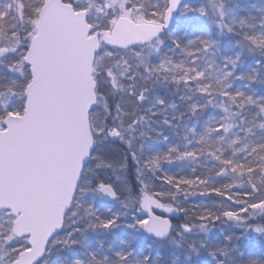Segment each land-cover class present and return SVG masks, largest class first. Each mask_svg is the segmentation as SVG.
<instances>
[{
  "label": "snow or ice",
  "instance_id": "1",
  "mask_svg": "<svg viewBox=\"0 0 264 264\" xmlns=\"http://www.w3.org/2000/svg\"><path fill=\"white\" fill-rule=\"evenodd\" d=\"M18 2L24 6L22 0H9L0 7V31L8 29L4 38L7 43L0 40V97L3 98L0 100V128L16 127L15 121L5 120L10 116H18L28 124L40 108L43 77L40 44L47 34L50 17L62 15L69 22L77 23L82 38L91 48L97 52L108 49L111 62L99 69L97 79L89 86L84 107L90 114H96V120L89 121L82 148L71 162L61 193L49 206L46 222H34L31 207L24 201L9 206L0 204V264H153L150 252L137 253L126 239L120 240L122 247L108 245L105 248L103 238L96 239V247L91 246L88 238L99 233L114 234L123 226L133 232L165 239L172 232L173 213L188 212L166 201L174 199L185 186V194H188L187 188L202 186L201 195L222 198L228 205L219 212L193 209V223L182 225L184 233L191 232L196 223L207 231V223L238 221L242 230L225 237L228 251L220 249V254L228 257L229 264H264V256L250 257L239 243L250 235L264 240V183L258 182L264 177V139L247 140L249 135H255L253 122L264 119V102H260L264 101V96L254 99L242 90L232 92L228 90L231 85L225 83L232 78L264 82V8L258 10L260 15H254L247 10V14H241L228 8L231 0H163L162 3L160 0L156 3L152 0H95L94 6L91 0L87 5L81 4V0H41L28 17L32 27L17 30L15 23L9 24L8 20L12 18L13 5ZM178 14L206 20L210 26L208 32L169 34L173 18ZM224 37H231L232 48L238 47L239 51L221 56L223 71L212 81L207 79V68L216 63L214 57ZM100 41L104 42V48L98 47ZM118 50L134 53V62L115 56ZM245 51L258 53V58L249 72L237 73ZM176 55L182 57L179 62L174 60ZM205 58L211 63L199 67V62ZM161 78L177 86L194 87L202 97L210 98L219 93L237 104L239 110L229 112L225 108L228 114L206 126L201 134L190 129L196 136L194 147H189L193 143L189 141L150 149L148 141L167 142L169 137L152 128L148 121L164 113L167 107H175L157 97L159 108L156 111L148 109L149 114L141 111L140 106L152 91L151 85ZM88 79L91 81V77ZM101 79L103 85L113 90V95L125 89L122 81H126L131 107L124 108L118 101L112 105L104 101L103 106L95 103L97 95H103ZM206 106L194 103L190 110L195 115ZM250 106H255L257 111L247 122L249 126L243 138L247 140L243 145L247 151L238 157L241 149H233L231 155L226 156L219 145L236 126L237 116L240 124H245L241 112ZM163 122L173 126L168 119ZM259 127L264 128V123ZM241 139L237 136L230 144ZM205 152L219 166L214 173L216 176L231 171L244 178L241 184L217 185L210 182L207 175L182 177L164 172V164L195 159ZM132 166L136 175L134 181H129L128 171ZM157 173H162L158 178L169 186L167 191L156 188ZM98 199L119 203L131 212L113 211L111 207L101 211ZM234 239L237 243H233ZM202 246L206 247L203 242Z\"/></svg>",
  "mask_w": 264,
  "mask_h": 264
},
{
  "label": "trees",
  "instance_id": "2",
  "mask_svg": "<svg viewBox=\"0 0 264 264\" xmlns=\"http://www.w3.org/2000/svg\"><path fill=\"white\" fill-rule=\"evenodd\" d=\"M156 2L157 0H152V3ZM24 5L25 11L22 22L17 21L18 18L15 13H13L12 18L8 20L9 24L15 23L17 30H27L32 27L28 17L33 15V7L29 1L27 3V0H25ZM227 7L236 9L241 14H247V11H250L254 15H260L258 10L264 8V0H231ZM209 27L210 26L206 20L194 15H189L184 16L182 19L176 18L168 30V33L171 35L206 34ZM6 32L5 29H3V31H0V34H6ZM222 39L223 43L221 48L214 57L216 63L207 68L206 72L207 79L212 81H214L223 71V61L221 60V56L226 54L234 55L236 51H239L238 47L235 49L232 48L231 37H224ZM257 58L258 53H249L245 51L241 56L240 64L236 70L237 73L249 72L254 66V60ZM181 59L182 57L179 55L174 56V60L177 62ZM206 63L211 62L205 58L199 62V67L204 68ZM97 72L98 71L95 70L96 79ZM225 83L231 85L228 89L229 91L235 92L236 90H242L247 95L253 96L254 99L264 96V82H261L259 79L255 83H250L247 79L232 78L229 81H225ZM101 85L103 95H97L101 106H103L104 101H107L109 105L115 104L117 101L120 102L123 97L120 90H117L116 94L113 95V90L109 86L103 85L102 79ZM151 89L152 91L149 96L156 92L170 103V105H175V107H170V118L173 117L174 120V123L171 121L173 126H168L166 129L163 128L160 130L164 135L169 137L168 141L158 143L156 140H150L147 142L150 149L166 148L167 145L176 143L183 145L187 144L189 141L193 142L189 147H194L196 136L193 135L190 129L194 128L197 134H201L205 131L206 126L211 125L214 121L219 120L221 117H225L228 114L224 111L225 108H228L229 112L239 110L237 104H232L228 97H224L219 93L214 94L210 98L202 97L196 93L194 87H185L183 84L177 86L176 84L162 78L159 82L152 84ZM182 97L190 99H181ZM209 99H211V103H208ZM194 103L207 106L202 110H198L197 113L193 115L190 110V105ZM220 105H223V107H220ZM256 111L257 108L255 106L246 107L242 110L241 115L245 119L244 125L240 124V117H236V126L229 131L226 141L219 145V147L224 150L226 156H230L233 149H241V151L237 153V156L242 157L245 151H247V149H244L243 147L247 140L255 141L257 139H264V128L259 127L261 123H264V119H257L254 121L252 131L255 135H249L247 140L243 139L246 135L247 127L249 126L247 122L252 120ZM145 112L146 111H144V113ZM93 114L95 113H91V121ZM115 114L117 115L114 111L112 115ZM154 119L161 121V118L158 115L153 116L150 120L153 121ZM237 136L242 139L234 145L230 144V141ZM218 167L217 162L209 157L206 152L198 155L195 159H180L171 164H164L163 166L164 172L182 177L207 175L209 181L215 182L217 185L223 183L239 185L244 179L231 171H226L222 176H216L214 173L217 171ZM193 169H195V173L193 172ZM135 175V166H132L128 171V180L134 181ZM160 175H162V173H157L154 178L155 186L157 189L167 191L169 186L162 183L158 178ZM258 182L264 183V177H261ZM185 187H182V190L179 194L175 195L174 199L166 201L174 204L177 208L188 209L186 214L174 213L172 216V232L166 239H156L145 232H133L122 226L116 229L114 234L105 236V234L99 233L95 236H89L88 242L92 247H96L95 241L99 237L105 240V248H107L108 245L122 247V245H120V240L126 239L130 242L132 247H135L137 253L143 254L150 252L153 257V264H229L228 257L222 256L220 254V249L228 251L225 237L229 234L240 232L242 230L241 223L230 220H221L215 224L207 223L205 225L207 231L200 228L199 223H196L191 232L184 233L182 225L185 223H193L191 218L193 209H196L197 212L202 209H210L219 212L228 205V202L222 198L201 195L200 193L204 191L202 186L200 188H187L186 191L188 194H185ZM233 194L235 195V193ZM98 204L101 211H105L107 207H111L113 211H121L119 203L100 201ZM202 242L206 247L202 246ZM233 243H237V241L234 239ZM239 243L241 248L245 249L250 257L256 258L264 256V240H260L259 238L250 235ZM188 257H190V259H188Z\"/></svg>",
  "mask_w": 264,
  "mask_h": 264
},
{
  "label": "water",
  "instance_id": "3",
  "mask_svg": "<svg viewBox=\"0 0 264 264\" xmlns=\"http://www.w3.org/2000/svg\"><path fill=\"white\" fill-rule=\"evenodd\" d=\"M102 46L104 42H98ZM40 52L39 110L28 124L10 116L5 120L15 121L16 127L0 128V204L24 201L31 207L34 222L44 224L91 121L84 105L96 80L99 52L82 38L80 26L62 15L50 17Z\"/></svg>",
  "mask_w": 264,
  "mask_h": 264
},
{
  "label": "rangeland",
  "instance_id": "4",
  "mask_svg": "<svg viewBox=\"0 0 264 264\" xmlns=\"http://www.w3.org/2000/svg\"><path fill=\"white\" fill-rule=\"evenodd\" d=\"M29 3L32 5V7L34 5H38L41 3V0H27V3ZM9 0H0V7H3L6 3H8ZM24 2L25 0H22V3L24 5ZM90 2V0H81V4L83 5H87L88 3ZM91 2L93 3V6L95 5V0H91ZM160 2L162 3L163 0H160ZM117 8H118V5H117ZM24 11H25V5L23 7H21V3H15L13 5V10H12V14L15 13V15L17 16L18 18V22H22V18H23V15H24ZM184 16H180L179 14L176 15L174 18H173V21H172V24L174 22V20L177 18V19H182ZM12 22V21H10ZM5 32L6 34H0V40L4 41L5 43H7V40H5L4 38L7 36L8 34V29L5 27ZM155 42V41H154ZM102 48H104V46H102ZM145 52H148V49L146 48L145 49ZM115 56H120L122 57L123 59L125 60H128L129 63H133V56H134V53H132L131 51H123V50H118L115 52ZM111 61L109 60V57H108V49L107 48H104V51L103 52H99L97 57H96V64H95V70L96 71H99V69L103 66H106L107 64H109ZM122 83L125 84V89L124 90H120V92L122 93V98L120 100V104L124 107V108H130L131 107V102L129 100V96H128V93H127V82L126 81H122ZM157 97H160V98H163L161 95H159L158 93L154 92L152 93L148 99H146V101H144L143 105H141V109H142V112L146 111L145 113H147V110L148 109H151L152 111H156L157 108H159V105L156 104V98ZM98 98V96H97ZM3 98L0 97V100H2ZM164 99V98H163ZM165 100V99H164ZM99 100L97 102V104H99ZM166 105H170V103H168L166 100ZM0 108H2V105H0ZM100 115H103V112L101 111ZM116 115V114H115ZM114 115V116H115ZM158 116L161 118V121L159 120H156L154 119L153 121L152 120H149L148 121V124L151 125L152 128H155V129H166L168 126L164 124V120L165 119H168L169 121H172L174 123V120H173V117L170 118V107H167L166 111L162 114H158ZM96 120V114H93V117H92V122H95ZM145 129H147V125H145ZM116 172L119 173V169H116ZM98 202H100V200L98 199ZM121 211H129V213L131 212V210L129 209H124L121 207ZM174 215V213H173ZM172 215V216H173ZM131 218V215L129 214L128 216V219Z\"/></svg>",
  "mask_w": 264,
  "mask_h": 264
}]
</instances>
